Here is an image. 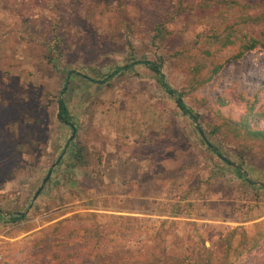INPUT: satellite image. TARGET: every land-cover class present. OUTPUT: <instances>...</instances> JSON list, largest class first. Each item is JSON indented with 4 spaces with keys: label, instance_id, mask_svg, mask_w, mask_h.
Masks as SVG:
<instances>
[{
    "label": "rangeland",
    "instance_id": "obj_1",
    "mask_svg": "<svg viewBox=\"0 0 264 264\" xmlns=\"http://www.w3.org/2000/svg\"><path fill=\"white\" fill-rule=\"evenodd\" d=\"M263 34L264 0H0V264H264Z\"/></svg>",
    "mask_w": 264,
    "mask_h": 264
},
{
    "label": "trees",
    "instance_id": "obj_2",
    "mask_svg": "<svg viewBox=\"0 0 264 264\" xmlns=\"http://www.w3.org/2000/svg\"><path fill=\"white\" fill-rule=\"evenodd\" d=\"M253 21H258L257 17H254ZM207 38L210 39V37H207ZM224 39H225V45H231L233 43L232 41L229 40L228 35ZM258 47L264 48V34H263V38L261 40H254V39L249 40L246 45H244L240 48V50L234 56V58L240 59L245 53H247L249 51H253V50L257 49ZM138 63L146 65L147 67H149V69H151L152 71H154L155 73H157L159 75L160 84L165 88V90L170 95L176 96V100H175L176 106H177V108H179V110L183 114L189 116L191 118V120L194 121L195 123L199 120L198 113H196L192 108H190L184 104V102L181 98V95L176 94L173 90H171L170 88H168L164 84L163 77L160 74V64L157 65L155 62H152V63L138 62ZM220 68H221L220 65L216 66L212 70L211 76L209 78H207L206 80H203V82H201V83L205 84L209 80H211L212 76H214L215 74H217L219 72ZM58 121L60 123L65 124V125H69V126L72 125L67 106L64 103V101L61 99L58 101ZM261 123H263V124H261ZM233 124L235 126H238V127H236V129L239 128L241 130L240 133H242V135L244 137H247L248 139L257 140V141L264 143V106L260 107L258 109H255V110L253 108H251L250 112L247 116L242 117L237 122H233ZM76 157H78V154H76ZM22 218L23 217L14 216V217H11L9 221L10 222H16V221L21 220Z\"/></svg>",
    "mask_w": 264,
    "mask_h": 264
},
{
    "label": "water",
    "instance_id": "obj_3",
    "mask_svg": "<svg viewBox=\"0 0 264 264\" xmlns=\"http://www.w3.org/2000/svg\"><path fill=\"white\" fill-rule=\"evenodd\" d=\"M173 98H176L175 95H173ZM71 129H72V133H71V136L69 138V141H72L74 138H75V134H76V130L74 128L73 125L70 126ZM198 132H200V129L198 127ZM202 136V135H201ZM204 141L206 142V139L203 137ZM207 143V142H206ZM208 144V143H207ZM209 145V144H208ZM217 156L223 161V162H227L228 161L223 157V156H220L217 154ZM61 157H59L56 161L55 164H57L59 161H60ZM51 173H52V169L48 170L43 182H42V185L40 186V188L35 192L33 198H32V203L35 202V200L38 198V196L40 195L41 191L43 190V187L45 186V184L48 182V180L50 179V176H51ZM25 215V213H21V212H18V213H15V216H19V217H23Z\"/></svg>",
    "mask_w": 264,
    "mask_h": 264
}]
</instances>
